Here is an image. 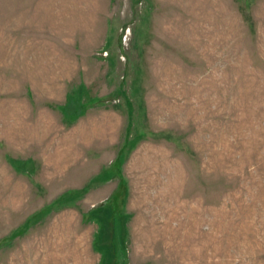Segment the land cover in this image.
<instances>
[{"label": "rangeland", "instance_id": "374dc122", "mask_svg": "<svg viewBox=\"0 0 264 264\" xmlns=\"http://www.w3.org/2000/svg\"><path fill=\"white\" fill-rule=\"evenodd\" d=\"M0 264H264V0H0Z\"/></svg>", "mask_w": 264, "mask_h": 264}]
</instances>
